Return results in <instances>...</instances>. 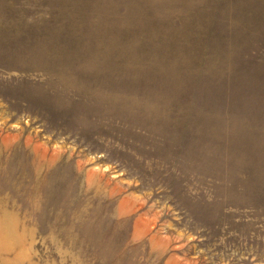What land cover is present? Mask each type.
Here are the masks:
<instances>
[{"label":"rangeland","instance_id":"374dc122","mask_svg":"<svg viewBox=\"0 0 264 264\" xmlns=\"http://www.w3.org/2000/svg\"><path fill=\"white\" fill-rule=\"evenodd\" d=\"M0 264H264V0H0Z\"/></svg>","mask_w":264,"mask_h":264}]
</instances>
